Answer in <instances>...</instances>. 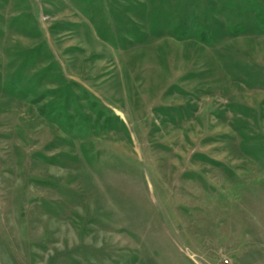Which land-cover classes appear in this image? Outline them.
Instances as JSON below:
<instances>
[{
    "label": "rangeland",
    "instance_id": "374dc122",
    "mask_svg": "<svg viewBox=\"0 0 264 264\" xmlns=\"http://www.w3.org/2000/svg\"><path fill=\"white\" fill-rule=\"evenodd\" d=\"M0 264H264V0H0Z\"/></svg>",
    "mask_w": 264,
    "mask_h": 264
}]
</instances>
